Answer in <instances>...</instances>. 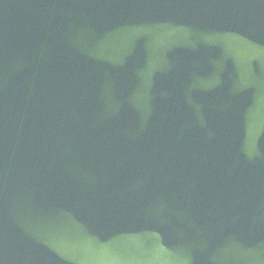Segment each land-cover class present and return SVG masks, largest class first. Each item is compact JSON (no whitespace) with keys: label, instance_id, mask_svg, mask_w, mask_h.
Wrapping results in <instances>:
<instances>
[{"label":"water","instance_id":"95a60500","mask_svg":"<svg viewBox=\"0 0 264 264\" xmlns=\"http://www.w3.org/2000/svg\"><path fill=\"white\" fill-rule=\"evenodd\" d=\"M0 264H264V0H0Z\"/></svg>","mask_w":264,"mask_h":264}]
</instances>
